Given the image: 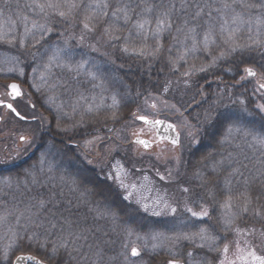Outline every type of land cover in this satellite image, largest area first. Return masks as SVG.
<instances>
[{
  "label": "trees",
  "instance_id": "trees-1",
  "mask_svg": "<svg viewBox=\"0 0 264 264\" xmlns=\"http://www.w3.org/2000/svg\"><path fill=\"white\" fill-rule=\"evenodd\" d=\"M10 1L14 20L8 22L15 25L0 47L21 67L23 76L15 80L25 86L34 116L28 124L38 136L28 158L0 171V216H10L14 224L12 255L32 254L47 264H215L234 226L264 233V146L254 139L264 136V114L257 108L253 84L241 82L245 68L264 75V23L257 22L264 10L244 7L261 0H187L186 10H181V0H173L172 26L159 38L152 35L155 7L143 13L151 20L148 31L133 27L144 0H125L135 9L127 25L111 16L119 0H109L108 16L95 9L97 0H76L79 6L70 12L66 0H53L60 9L43 12L34 0ZM147 2L167 5L169 0ZM197 5L203 14L193 18ZM59 11L68 14L61 17ZM92 12L94 30L89 31L84 22ZM2 18L0 14L6 21ZM193 27L195 33H189ZM209 28L214 43L205 49ZM229 31L244 47L231 51V42L225 43ZM152 100L163 107L152 104L151 109ZM224 113L233 119L222 121ZM139 115L191 121L195 129L189 144L181 146L180 185L153 172L150 176L161 193L172 189L193 209L207 208L209 217L197 219L186 208L177 215L146 213L106 173L87 164L83 144L103 138L100 147L117 144L112 164L131 167L133 144L121 143L117 134ZM9 180L10 187L4 183ZM229 195L230 209L223 207ZM202 228L213 239L182 238ZM134 237H139V256L131 254ZM0 264L11 262L0 257Z\"/></svg>",
  "mask_w": 264,
  "mask_h": 264
},
{
  "label": "rangeland",
  "instance_id": "rangeland-1",
  "mask_svg": "<svg viewBox=\"0 0 264 264\" xmlns=\"http://www.w3.org/2000/svg\"><path fill=\"white\" fill-rule=\"evenodd\" d=\"M27 1L29 2V0ZM11 4L10 0H0V14L5 16V18L2 19L6 20L2 22L0 19V37H2L0 40L12 36L9 35V33H11L15 24L11 23L9 25L8 22L14 20V18L11 17L14 16L11 12ZM33 4L35 5L34 2ZM1 5L5 8L4 11L1 10ZM29 6L31 7V5ZM9 7L10 9L7 10ZM16 19L17 21H20V18ZM0 49L2 48L0 47ZM5 52L6 51L3 49L2 53H0V101L3 102L5 100L8 101L7 99H2V97H5V93L7 94L10 80L17 75H20L21 77L23 76L21 69L19 66L17 67L15 63V60L12 56L5 55ZM254 70L257 72V76H255L254 79L244 72L241 82L243 84L246 82H251L253 84L256 89L258 106L264 104V92L260 89V84L264 83V75L259 73L256 69ZM29 103V96H24V98L13 102L12 104L24 118L29 119L30 117H34L29 112ZM152 104L158 108H161L163 107L162 105H164L162 102L152 100L151 103H148V105L151 106V109L154 108L152 107ZM262 113L264 114V112ZM0 118L1 170L8 166H14L25 158H28L30 156V151L34 150L33 145L38 136L35 127L29 126L26 122H18V120L13 118L12 114L5 108L0 107ZM174 123L182 135V144L185 142L189 144V138L192 136V132L195 129V127L192 126L191 121L187 118H181L180 121ZM137 133L145 138L154 140V131L147 126L137 123L135 120L133 123L129 124L122 133L117 134V140H120L121 143L132 144L135 139V134ZM22 137L25 139L23 140ZM103 140V138H96L83 144V148L88 155L87 163L98 170L106 171L108 179L115 182L121 188L126 195V199L130 203L138 206L140 205L142 210L149 214H153V211L160 212L161 214L158 216H161L164 213L177 215V212L181 208H192L189 202H184L180 197L181 195H177V192L172 191V189H167L161 193V191L156 189L155 182L150 176L151 172H153L162 176L165 180L171 183L173 182L172 186L175 184L179 186L180 184H178V182L184 175V170L181 169L183 168L181 160L183 149L181 147L174 148L168 144H160L155 147L153 152L146 153L139 146L132 145L131 167L127 169L118 162L112 164V159L118 150V148L115 147L117 144L111 143L110 145L100 147L99 144ZM129 193H131L130 197ZM144 205L148 206V211L144 210ZM170 208L176 209L174 214L170 211ZM192 210L200 212L198 209L196 210L192 208ZM188 213L190 214V212ZM9 218L10 216L7 215L6 220L0 222V243H2L0 244V257L4 262H11L12 264L16 257L12 255L16 244L13 242V238L15 237H12L11 233L14 229V224H11L12 222L10 220L8 221ZM196 218L201 219L198 217ZM8 232H10V237H5L6 235H9ZM152 239L153 244H158L159 239ZM225 244L228 246V252L226 254L227 259L236 260L237 264H240L238 257L241 254L238 249H244L245 252L250 249L255 250L257 255L264 256V233L261 229L234 226L232 237H230L225 243H222L221 249L217 251V260L215 264H220V261L225 259V254L223 253ZM131 245V250L132 248H137L139 250V237H134L131 241ZM126 246L129 247L130 243H126ZM214 249H216L215 244ZM179 264L182 263L179 262Z\"/></svg>",
  "mask_w": 264,
  "mask_h": 264
},
{
  "label": "snow or ice",
  "instance_id": "snow-or-ice-1",
  "mask_svg": "<svg viewBox=\"0 0 264 264\" xmlns=\"http://www.w3.org/2000/svg\"><path fill=\"white\" fill-rule=\"evenodd\" d=\"M35 6L38 7L40 9L41 12L45 11L46 8L49 9H57L59 10L61 5L58 2H53V0H47L46 3H36V0H34ZM69 12L72 9L77 8L79 5L76 3V0H66ZM145 3V7L142 10V13H139L137 15L140 16L139 19H137L134 24L133 27L138 31V32H146L149 29V25L151 24V20H149L148 18H146L143 13H152L154 10V7L157 9V18H156V28L155 30L152 32V35L155 36L156 38H159L160 34L162 31H164L165 29H170L172 26V13L176 10V4L173 2V0H169L168 4L165 5L163 3H161L160 5H151L147 2V0H144ZM190 5L188 4L187 0H181V4H180V8L181 10H186ZM208 5H205L204 7H207ZM95 9L98 10L100 12L101 15L103 16H108L109 13L107 11V9L110 7L109 4V0H97V2L94 5ZM137 7H139V5H137ZM225 7H228L227 4H225ZM244 7L252 9V8H260L261 10H264V0H261L260 3H244ZM89 8H93V5H89ZM196 12L194 14L193 18L199 17L203 14V8L200 7L199 5L196 6ZM135 12V9H133L129 3H126L125 0H119L118 4L116 5L114 11H112L111 16L113 18V21H119V20H123L124 24L127 25L133 17V14ZM58 14L61 17H65L68 13H66L65 11H59ZM211 13H209L210 15ZM96 16L95 12H92L91 15L86 16L85 17V22H84V28L88 29L89 31L94 30L91 26H90V21H92ZM25 20H27V17L24 18ZM239 19V17H235L233 19V23L236 22V20ZM258 23H264V16H262L261 18L258 19L257 21ZM188 21L185 20L184 24H187ZM33 28L37 27V25L35 23H33L32 25ZM40 27H44L43 25H41ZM178 31L180 29H177ZM225 29H222V31H224ZM28 31V29L26 28V32ZM107 31V30H106ZM189 33H195V28H189L188 29ZM2 38V37H0ZM192 39L194 41L193 44V48L192 50L195 51L196 50V44H195V36H192ZM229 41L231 42V51H236L238 48H242L244 46L240 45L237 41H236V32L235 31H229L228 32V39L225 41V43H229ZM214 43V40L212 39V30L211 28H209L208 32L204 35V40H203V44L205 49H208L210 44ZM254 43H256L257 45H260L262 42L259 40L254 41ZM125 51H128L127 48L124 49ZM224 56V53H221V57ZM215 62V61H213ZM205 69L201 68V71H204ZM245 72L247 73L248 76L251 77H255L257 76V72L253 69V68H245ZM189 74V73H186ZM43 79V77H42ZM11 88V95H13V98H15L16 96H20L21 95V91L20 88L17 84H12L9 86ZM260 88L264 89V83L260 84ZM241 104H243V101H241ZM0 105H3L5 107H7L8 109H10L12 112H14L17 116H20V113L17 112L16 108L13 107L12 104H4L3 101H0ZM261 112H264V104L262 105H258L257 106ZM244 112H247V108L243 109ZM251 113H249L250 115ZM23 118V117H21ZM209 120L212 119L211 115H209L207 117ZM140 119L144 120L145 123H155V124H162L163 121H148L146 117H140ZM233 117L230 114L224 113L221 114V120L222 121H228V120H232ZM170 128H174L173 125H169ZM233 128H229L228 132L232 133L233 132ZM235 131L239 132L240 129L239 128H235ZM246 135L251 134V133H245ZM22 139H25L22 137ZM254 139L257 140L258 143H260L262 146H264V136H260V137H255ZM179 142L178 140V134H177V138L172 140L173 144H177ZM137 143L143 144L145 147H149L150 143L148 141L145 140H138ZM5 184H7L9 187L11 186V181H4ZM184 191H188V189H184ZM262 193H264V189H262ZM131 196V193H129V197ZM41 206H44V201H40ZM223 207L225 208H231L232 207V197L229 195L227 197V199L224 202ZM144 210L148 211V206L144 205ZM247 207L243 208V211L247 212ZM170 211L174 214L176 209L175 208H170ZM186 211L190 212L191 215L193 217H198V218H205V217H209V212L207 208H203L202 211L200 212H196L193 211L191 207H186ZM160 212H156L153 211V215H160ZM22 215V214H21ZM4 220H6L5 216H0V222H3ZM226 223H230V221H226ZM208 230L205 228H202L200 230L199 233H195L192 235H188V234H183V239L185 240H193L195 238V236H199L201 240H208V239H213L212 237L207 235ZM155 238V237H153ZM181 237H177V239H179ZM200 247H204L203 244L199 245ZM59 247H67V245L65 244H61L59 245ZM57 251V248H53V254H55ZM238 251L241 253L238 257L240 264H264V256L262 255H257V253L255 252V250H248V251H244V249H238ZM227 252H228V246L225 244L224 248H223V253L225 254V259L220 261V264H237L236 260H228L227 259ZM131 254L132 256H139L140 255V251L137 248H132L131 250ZM189 255H191V253H189ZM19 261L23 262L25 260H35L34 257L31 256H20L17 258ZM36 264H39V261L36 262ZM169 264H179V262L177 260H172L169 261Z\"/></svg>",
  "mask_w": 264,
  "mask_h": 264
},
{
  "label": "water",
  "instance_id": "water-1",
  "mask_svg": "<svg viewBox=\"0 0 264 264\" xmlns=\"http://www.w3.org/2000/svg\"><path fill=\"white\" fill-rule=\"evenodd\" d=\"M251 77V76H250ZM12 84H17L20 88V91H21V95L20 96H16L15 98H13V95H11V88L9 87V96L12 100H16L18 98H21L23 96V90L21 88V86L18 84V83H12ZM10 84V85H12ZM264 91V89H262ZM141 117H145V116H141ZM148 121H163L162 124H155V123H145L144 120L140 119V117L137 118V121L146 125V126H149L151 127L154 131H155V134H156V137H157V142H168L169 144L173 145V146H180V143H181V135L180 133L177 131V128L174 124L168 122V121H165V120H162V119H150L148 117H146ZM169 125H173L174 128H170ZM177 134H178V140L179 142L177 144H173L172 143V140L173 139H176L177 138ZM140 140L139 138H136L135 139V143H137V141ZM145 141H148L150 143V146L149 147H145L143 144H141L146 150L150 149L151 147L154 146V142L150 141L149 139H143ZM139 144V143H137ZM20 256H31V257H34L35 260H25L23 262L19 261L17 258L20 257ZM39 261V264H46L44 263L42 260H40L39 258L31 255V254H22V255H19L16 257V259L14 260L13 264H36V262Z\"/></svg>",
  "mask_w": 264,
  "mask_h": 264
},
{
  "label": "flooded vegetation",
  "instance_id": "flooded-vegetation-1",
  "mask_svg": "<svg viewBox=\"0 0 264 264\" xmlns=\"http://www.w3.org/2000/svg\"><path fill=\"white\" fill-rule=\"evenodd\" d=\"M5 103H6V102H4V104H5ZM0 107H2V108H3V107H4V108H6V107H5V106H3V105H0ZM11 113H12V112H11Z\"/></svg>",
  "mask_w": 264,
  "mask_h": 264
}]
</instances>
